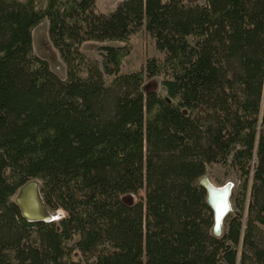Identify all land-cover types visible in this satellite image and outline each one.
I'll return each mask as SVG.
<instances>
[{"label": "trees", "instance_id": "16d2710c", "mask_svg": "<svg viewBox=\"0 0 264 264\" xmlns=\"http://www.w3.org/2000/svg\"><path fill=\"white\" fill-rule=\"evenodd\" d=\"M45 20L65 78L33 49ZM141 31L163 56L123 72ZM216 165L238 180L220 235ZM33 180L61 218L23 214ZM0 264H264V0H0Z\"/></svg>", "mask_w": 264, "mask_h": 264}, {"label": "rangeland", "instance_id": "374dc122", "mask_svg": "<svg viewBox=\"0 0 264 264\" xmlns=\"http://www.w3.org/2000/svg\"><path fill=\"white\" fill-rule=\"evenodd\" d=\"M97 9L101 13L108 14L113 11L117 5L123 0H95ZM188 2H199L203 3L205 0H187ZM132 50L130 54L124 59L121 66L123 72L138 71L145 67L148 59L152 57H162L161 53L155 44V40L150 37L145 31L138 32L132 39ZM87 56L91 59H98L102 61V56L99 51V43L97 42H86L83 46ZM33 49L35 53L47 60L53 69L61 78L66 77V65L62 61L58 50L53 45L49 36V22L48 20L40 23L33 30ZM163 77L157 76L150 79H146L143 85L144 91L149 89H156L162 94H166V89L162 84ZM206 180L209 179L216 186H222L228 182L233 185L238 183L237 177L232 170L226 169L220 165L213 166L209 169L208 174L204 177ZM138 196L128 195L125 196V200L132 202L137 199ZM16 201L21 202L23 208L36 213L34 209H41L45 215L57 214L44 208L43 201L40 194V181L33 180L24 185L17 195L15 196ZM18 202V203H19ZM233 211V204H232ZM64 214L63 211H58ZM73 257L77 261H84L83 255L79 251H75Z\"/></svg>", "mask_w": 264, "mask_h": 264}, {"label": "water", "instance_id": "95a60500", "mask_svg": "<svg viewBox=\"0 0 264 264\" xmlns=\"http://www.w3.org/2000/svg\"><path fill=\"white\" fill-rule=\"evenodd\" d=\"M209 181H210L209 179L206 180L204 177L201 179V183L207 189V201L214 211L213 231L216 235H220L222 233L225 217L232 211L231 192H232L233 184L231 182L224 184L226 188L224 194L225 195L224 204L222 201L220 202L219 204L220 212L218 213L216 209V205L219 202V197L218 195H215V193L213 192L212 184ZM19 205L23 210V214L30 220H44L45 217H48V215H45L41 209L38 210L34 209V211H36V214L29 215L25 211V208H23L21 202H19Z\"/></svg>", "mask_w": 264, "mask_h": 264}, {"label": "bare ground", "instance_id": "6f19581e", "mask_svg": "<svg viewBox=\"0 0 264 264\" xmlns=\"http://www.w3.org/2000/svg\"><path fill=\"white\" fill-rule=\"evenodd\" d=\"M210 182V181H209ZM212 184V187H213V192L215 193V195H218L219 197V202L218 204L216 205V209L218 211V213L220 212V209H219V204L220 202L222 201L223 204H224V197H225V185H222V186H216L214 185L212 182H210ZM232 193V192H231ZM19 204V203H18ZM25 211L29 214V215H33V214H36V213H33L32 211L30 210H26ZM61 213H57V214H51V215H48V217H45L43 221H52V220H56L58 217L61 218L62 216H60Z\"/></svg>", "mask_w": 264, "mask_h": 264}, {"label": "built area", "instance_id": "2783aa9c", "mask_svg": "<svg viewBox=\"0 0 264 264\" xmlns=\"http://www.w3.org/2000/svg\"><path fill=\"white\" fill-rule=\"evenodd\" d=\"M63 214H61L60 216H62ZM59 218V217H58Z\"/></svg>", "mask_w": 264, "mask_h": 264}]
</instances>
